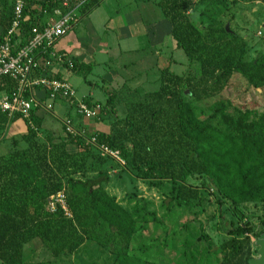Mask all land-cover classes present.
<instances>
[{
    "label": "trees",
    "instance_id": "16d2710c",
    "mask_svg": "<svg viewBox=\"0 0 264 264\" xmlns=\"http://www.w3.org/2000/svg\"><path fill=\"white\" fill-rule=\"evenodd\" d=\"M100 1L23 0L13 40L18 38L22 44L30 28L42 26L46 16L55 17V10L73 9L82 17ZM12 2L3 0L5 29ZM251 2L264 8V0H156L170 25L173 47L182 50L195 72L178 74L162 67L158 87L131 100L121 116L115 114L108 96L100 109L112 115L106 132H89L74 124L84 137L93 136L96 144L117 150L136 178L155 186L168 180L166 209L195 203L197 190L185 184L194 174L201 175L218 199L227 203V223L234 221L230 236L211 251L204 245L198 264H248L252 256L241 210L245 203L262 206V225L255 236L264 230V109L231 115L217 101L210 105L211 113L200 118L203 109L198 104L221 91L232 74L249 86L264 87V50L247 58L245 38L219 20L238 3ZM69 60L71 66L62 65L73 71L77 63ZM4 83L10 87L13 82L4 78L0 88ZM185 89L194 100L181 93ZM61 128L57 134L47 132L43 139L26 124L24 144L0 154V264H27L22 261V248L34 238L54 258L73 253L84 239L94 238L117 264H152L149 252L155 239H145L148 225L157 229L168 214L158 219L152 211L139 214L135 206L118 202L105 188L106 157L99 156L95 145L82 136ZM93 163L101 166L95 175L73 176L91 169ZM60 190L69 217L58 204L53 210L46 208L48 196ZM134 237L137 244H132ZM182 255L186 252L181 251Z\"/></svg>",
    "mask_w": 264,
    "mask_h": 264
},
{
    "label": "rangeland",
    "instance_id": "374dc122",
    "mask_svg": "<svg viewBox=\"0 0 264 264\" xmlns=\"http://www.w3.org/2000/svg\"><path fill=\"white\" fill-rule=\"evenodd\" d=\"M152 1L154 0H141L145 4L142 6L146 7L142 9L140 6V12L147 13H144V17L152 21L163 19L159 7ZM98 4L100 7L94 12V17L97 18L93 17L94 25L99 27L95 29L97 32L95 39L101 40L106 37L107 43L110 44L106 48V55L104 56L103 52L98 53L95 59L105 60L106 65H94L92 72L85 76V80L75 74L78 78L75 77L71 82L76 87L77 94L90 88L95 97L103 101L102 91L105 90V85L109 89L113 86V84H104L99 79L105 68L115 70L121 77L119 84L122 88L118 95L119 99L117 98L119 101H129L131 95L139 96L144 92L155 90L158 87L157 70L164 66L178 74H184L186 71L188 74L195 72L194 66L187 61L182 50L171 49L168 33L161 34L154 43L146 29L139 39L130 38L125 41V45L118 41L119 30L127 22L125 15L134 8L135 0H101ZM113 4L115 6H112ZM49 18H54V15L46 16L44 20L47 21ZM219 20L225 28L245 38L248 44L247 58H253L264 50V8L259 2L238 3ZM104 21L107 22L104 27L105 32L99 25ZM123 22L124 24L120 25ZM86 23L87 19L81 20L77 25L83 36L85 34L83 24ZM134 44L138 47H134ZM88 81L92 86L85 83ZM133 90H136L135 93H132ZM181 93L188 96L189 100H194L188 89L182 90ZM121 97L126 100H121ZM217 101H220L225 112L231 115L245 110H255L256 113H260L264 109V87L249 86L241 76L232 74L221 91L214 96L200 99L198 104L203 109L200 118L210 114L212 111L210 105L214 106ZM68 111L73 113L74 109L70 107ZM109 117L112 119L110 113ZM50 120L53 128L59 126L56 119ZM77 120L88 124L93 122L92 118L82 116H78ZM98 154L102 155L100 152ZM105 157L103 167L109 177L105 188L118 202L122 205L127 204L128 208L135 206L139 214L152 211L158 219H162L163 214H168V218H164L157 229H152V223L148 225V236L145 239H155L149 252L153 258L152 264H198L204 255V245L211 251L220 241L230 236L228 229L233 227L234 221L230 225L227 223L230 215L227 203L218 199L201 175H189L185 180L187 186L197 190L198 197L195 203L166 209L165 202L170 188L168 180L160 181L158 186L150 185L136 178L124 163L119 164L114 158ZM99 167L101 166L98 163H93L91 169L75 173L73 176L84 178L95 175ZM46 208L50 211L47 206ZM241 210L245 214L244 225L248 228L245 234L251 241L250 253L253 256L255 245L252 241L256 237L254 233L262 225L263 208L259 203H245ZM138 242L136 237L132 239V244ZM181 251H185L186 256H179ZM22 261L27 264H117V259H113V255L102 248L94 238L84 239L75 252L63 253L56 258L52 257L34 238L23 245Z\"/></svg>",
    "mask_w": 264,
    "mask_h": 264
},
{
    "label": "crops",
    "instance_id": "0c3cea01",
    "mask_svg": "<svg viewBox=\"0 0 264 264\" xmlns=\"http://www.w3.org/2000/svg\"><path fill=\"white\" fill-rule=\"evenodd\" d=\"M155 1L156 0L152 1V3L155 4ZM2 4H3V0H0V36L2 35L5 29V24H4L5 18L3 17ZM100 4L92 7L84 16L78 17L77 21L70 27V29L63 36L59 37L52 45V48L55 51L61 53L62 55H65L66 58L75 59L77 63V68L71 71L69 69H66L62 64L53 63L48 68V73L53 78L68 81L73 86L75 93L77 89L71 82L74 81L73 79H75V77H77L75 76V74L81 76V78L85 80V76L92 72L94 65H100V64L106 65L105 60L95 59V56L98 53L100 54L103 52L105 56L107 51L106 48L108 44H110L107 43L106 37H104L101 40L95 39V34H97L95 29L97 28L99 29V27L94 25V18L95 19L97 18L94 17V12L100 7ZM142 5L145 4L142 3L141 0H135L134 8L131 9L130 12L126 13L127 15H125V17H127L126 19L127 22L125 24L124 22L120 24V25L122 24L124 25L121 26L117 39L123 45H125L126 44L125 41H128L130 38L131 39L141 38L140 35L144 33L145 29L147 30V33H150V39L151 41H153V43L160 37L161 34L164 33L169 34L170 25L167 22V20L164 17L163 19L160 18V20L158 21L157 20L152 21L146 19L144 17L145 12L144 11L140 12L139 10L140 6L142 7V9L143 8L145 9L146 6H142ZM112 6H115V4H113ZM104 15L106 16V14ZM56 17L57 15L54 18ZM85 19H87V23L86 25L83 24V28L85 32L83 36V34L80 33V31L78 30L79 28H77L78 27L77 25H79V22L81 20H85ZM106 23H107L106 21L99 23L100 28L103 32H105L106 30L104 29ZM14 43H15L14 47H18L21 44L18 38L14 39ZM136 46L138 47V45L134 44V47ZM170 47L171 49L174 48L172 41L170 42ZM102 72H103L102 75H99V79L104 84H109V85L113 84V86L110 89L108 88V86L105 85V90L102 91V94L104 95L103 101H101L98 97H95L93 91L90 88L84 91L83 93H78V94L76 93V97L86 100V102H88L89 104L97 102L101 105L106 102V99L109 96L112 98V100L109 102L110 106L112 107V109H114L116 115L121 116L125 112L126 107L129 105L130 101L136 99V97L138 98L143 93L140 94L139 96L131 95L129 101L117 100V98L119 99L118 95L121 93L120 89L122 88V87L120 88L121 84H119L121 83V77L118 76L117 72L111 68H105ZM158 72L159 70H157V73ZM85 83H87L89 86H92L89 81ZM13 86H14L13 83L10 87H8L4 83L2 84L0 91H6L7 89L12 88ZM135 91L136 90H133L132 93H135ZM33 94L37 98L43 97V92L41 90H34ZM120 99L126 100V98L123 97H121ZM70 107L73 108L72 106L66 105V103L62 100H55L52 102L51 108L48 110H45L43 108H34L32 113L30 114V118L32 122V127L30 128H32V131H34V133L38 138L44 139V136L45 134H47V132L52 131L54 132V134H57L59 131H61L62 130L61 121L65 116H68L71 119L73 125L78 122L80 124V127L85 128L89 132L92 131L106 132L109 129V122L111 121V119L108 114L106 115L104 113L99 112L97 117L92 118L93 122L91 124H88L77 120V117L79 115H77L75 111L73 113L68 111ZM52 118L56 119L59 122V126L57 128H53L52 122H50L51 121L50 119ZM25 133H26V123L22 117L15 115L11 118H8L4 113L0 111V154L7 153L11 149H13L14 146L20 147L21 145H23Z\"/></svg>",
    "mask_w": 264,
    "mask_h": 264
},
{
    "label": "built area",
    "instance_id": "2783aa9c",
    "mask_svg": "<svg viewBox=\"0 0 264 264\" xmlns=\"http://www.w3.org/2000/svg\"><path fill=\"white\" fill-rule=\"evenodd\" d=\"M22 6L23 0H13L9 24L0 37V84L4 78L14 84L12 88L0 91V111L8 118L18 115L32 127L30 118L32 109L48 110L53 101L62 100L66 105L72 106L79 116L97 117L101 109L99 103L89 104L86 100L76 97L75 90L68 81L53 78L48 73V68L53 63L67 62L68 66H71L70 58H64L52 48V45L77 21L75 11L72 9L60 13L59 10H55L56 18L48 19L40 27L32 26L29 37L20 46L14 47L13 37L19 29ZM34 90H41L43 97H35ZM61 123L68 134L82 136L86 142L95 145L102 155L123 164L117 150L110 149L104 144H96L93 136L84 137L83 132L74 127L68 116H65ZM56 204L67 217L70 216L61 190L48 196L46 206L53 210Z\"/></svg>",
    "mask_w": 264,
    "mask_h": 264
},
{
    "label": "water",
    "instance_id": "95a60500",
    "mask_svg": "<svg viewBox=\"0 0 264 264\" xmlns=\"http://www.w3.org/2000/svg\"><path fill=\"white\" fill-rule=\"evenodd\" d=\"M255 245L254 255L248 259V264H264V230L253 240Z\"/></svg>",
    "mask_w": 264,
    "mask_h": 264
}]
</instances>
